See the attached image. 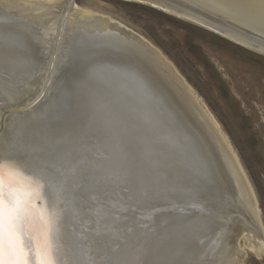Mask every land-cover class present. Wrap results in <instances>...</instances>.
<instances>
[{
  "label": "snow or ice",
  "instance_id": "snow-or-ice-1",
  "mask_svg": "<svg viewBox=\"0 0 264 264\" xmlns=\"http://www.w3.org/2000/svg\"><path fill=\"white\" fill-rule=\"evenodd\" d=\"M14 23L0 19V108L39 77L48 95L61 72L46 110L9 108L20 117L11 122L0 112V264H200V233L220 211L217 182L147 111L133 135L113 88L131 83L152 101L161 85L150 64L78 29L66 44L61 29L63 53L46 62Z\"/></svg>",
  "mask_w": 264,
  "mask_h": 264
},
{
  "label": "bare ground",
  "instance_id": "bare-ground-1",
  "mask_svg": "<svg viewBox=\"0 0 264 264\" xmlns=\"http://www.w3.org/2000/svg\"><path fill=\"white\" fill-rule=\"evenodd\" d=\"M125 1L166 11L178 18L208 27L230 41L264 54V0ZM69 3L73 5L71 9L68 8ZM5 18L15 21L13 30L28 38L33 48L43 53L46 62H50L51 56L57 50L63 53V47L58 43L61 29L64 44L78 29L95 43H120L138 51L150 64L155 79L161 85V92L154 94L152 101L145 102L134 90L127 93L133 84L128 83L121 91V86L117 84L121 81L116 80L113 88L123 97L122 104L129 112L126 125L127 122L134 123V126L138 127L136 133L143 135L140 116L147 111L163 122L164 127L159 128L158 133L171 134L185 144L189 155L206 165L217 182L220 211L212 227L200 233L204 240V244L199 247V256L203 257L200 264H243L246 252L241 247V239L247 240L254 250L258 249L257 239L264 241V226L256 194L241 161L220 124L201 103L184 76L158 47L121 22L79 6L76 0H0V19ZM60 72V68H57L56 76L51 77V93L41 95L46 90L41 84L46 81L43 77L33 79L28 87L21 85L22 94L17 102L6 104L0 108V112L8 115L9 108L29 103L35 105L39 100V104L31 109L30 114L46 110L53 102L55 81L60 77ZM127 96L129 104L125 103ZM17 119L20 117L8 115L10 122ZM206 135L214 139L216 146L205 137ZM224 163L228 166V173L234 182V192L224 171ZM187 211L193 216L201 215L196 209ZM171 214L180 213L178 210L173 213H161Z\"/></svg>",
  "mask_w": 264,
  "mask_h": 264
},
{
  "label": "rangeland",
  "instance_id": "rangeland-1",
  "mask_svg": "<svg viewBox=\"0 0 264 264\" xmlns=\"http://www.w3.org/2000/svg\"><path fill=\"white\" fill-rule=\"evenodd\" d=\"M76 2L139 33L175 65L237 153L256 194L264 226V54L230 41L208 27L139 3ZM117 84L122 87L121 82ZM133 90L134 86L127 93ZM125 103L129 104L128 96ZM127 123L132 134L140 136L136 133L138 127ZM205 137L215 145L211 136ZM224 171L234 192V182L225 163ZM240 244L246 252L243 264H264V241L257 239V250L245 239Z\"/></svg>",
  "mask_w": 264,
  "mask_h": 264
},
{
  "label": "water",
  "instance_id": "water-1",
  "mask_svg": "<svg viewBox=\"0 0 264 264\" xmlns=\"http://www.w3.org/2000/svg\"><path fill=\"white\" fill-rule=\"evenodd\" d=\"M32 106H34V105H32Z\"/></svg>",
  "mask_w": 264,
  "mask_h": 264
}]
</instances>
